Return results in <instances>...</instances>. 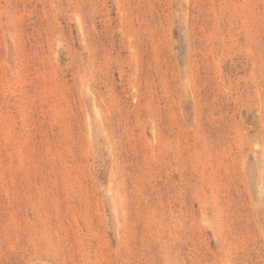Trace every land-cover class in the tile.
I'll use <instances>...</instances> for the list:
<instances>
[{"label":"rangeland","instance_id":"374dc122","mask_svg":"<svg viewBox=\"0 0 264 264\" xmlns=\"http://www.w3.org/2000/svg\"><path fill=\"white\" fill-rule=\"evenodd\" d=\"M0 264H264V0H0Z\"/></svg>","mask_w":264,"mask_h":264}]
</instances>
